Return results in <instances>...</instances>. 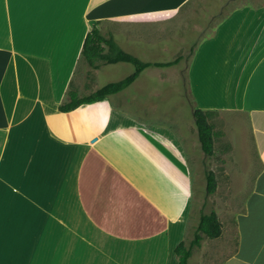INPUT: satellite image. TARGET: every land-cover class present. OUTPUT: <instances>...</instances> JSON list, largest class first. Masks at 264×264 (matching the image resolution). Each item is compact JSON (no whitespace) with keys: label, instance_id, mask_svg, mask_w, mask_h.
<instances>
[{"label":"crops","instance_id":"obj_1","mask_svg":"<svg viewBox=\"0 0 264 264\" xmlns=\"http://www.w3.org/2000/svg\"><path fill=\"white\" fill-rule=\"evenodd\" d=\"M93 25L143 61L193 45L183 83L175 65L151 66L60 111L70 91L128 75L104 80L116 63L86 62ZM182 86L216 111L224 157L239 150L242 171L224 164L223 187L246 191L217 208L220 236L188 262L264 264V0H0V264H177L199 210L190 157L203 151L191 108L149 122L146 104Z\"/></svg>","mask_w":264,"mask_h":264},{"label":"trees","instance_id":"obj_2","mask_svg":"<svg viewBox=\"0 0 264 264\" xmlns=\"http://www.w3.org/2000/svg\"><path fill=\"white\" fill-rule=\"evenodd\" d=\"M82 55L86 62L92 68H98L102 64H110L117 62L130 63L133 66V71L126 77L108 82L101 87L93 90V92L79 95L77 92L70 91L67 102L59 106L60 111H69L82 104L92 103L106 99L109 95L118 93L131 84L139 73L145 68L167 67L178 63L183 56L180 55L171 61L166 62H148L139 59L137 56L122 49L111 35H106L101 30L93 25L92 28L85 33ZM192 52V50H191ZM193 118L197 128L198 139L200 142L201 151L207 156H213L215 143L220 142V132L215 129L213 118L216 111L203 110L197 107L193 108ZM218 142V143H219ZM227 151V147L223 146ZM215 173L213 170H208L206 173V192L212 194L216 189ZM221 234V223L215 211L211 210L207 213H202L199 217L198 224L193 231V236L188 242L181 240L174 248V253L177 257V264H189L188 259L191 251L195 246L200 245L203 237L216 238Z\"/></svg>","mask_w":264,"mask_h":264},{"label":"rangeland","instance_id":"obj_3","mask_svg":"<svg viewBox=\"0 0 264 264\" xmlns=\"http://www.w3.org/2000/svg\"><path fill=\"white\" fill-rule=\"evenodd\" d=\"M194 31L192 32V34ZM198 38L201 37V35L206 33L205 29L202 31H198ZM183 51L181 50V53H177L175 56L178 57L180 55L183 56V58L173 66V69H176L180 74V80L184 81L186 76V67L189 59V55L191 53V50L193 48V45H186L185 47H182ZM174 57V58H176ZM173 58V57H172ZM114 65H119V67H116ZM113 69H111V67ZM110 67V74L106 75L107 80L109 78H118L117 76H123L125 74H129L133 71V66L130 63H116L113 65H109ZM112 70V72H111ZM114 74V75H113ZM114 80V79H113ZM148 115L146 116L147 121L149 122H164L169 121L172 122L174 115L173 113H177V117L186 119V113L184 112V109L191 108L193 112V104L190 95L187 93L186 86H182V91L179 94H165V95H149L148 102L146 104ZM169 108L170 111H168V114L159 115L156 111L158 109L155 108ZM193 116V114H192ZM224 144L218 141L215 143V152L213 156H207L201 153L200 155H191L190 160L192 161L193 166L196 167L198 172V178L197 179V188L194 191V202L198 206L197 209V218H195V223L190 224V228L188 229V235L185 236L184 239L186 242L190 240L193 236V231L195 230L199 217L202 213H207L211 210L217 212V208H221L222 202L224 200H231V202L239 203L242 201V198L245 195V190L242 188H236V184H234V187H232V190H227L222 185V173L224 172V164H228L231 160L234 162V169L237 171H242V168L237 162V158L239 156V150L236 146L235 150L231 153V158L224 157ZM192 152V151H191ZM233 155V156H232ZM226 156V155H225ZM225 158V159H224ZM225 160V162H224ZM208 170H213L215 173V179L217 181L216 183V189L212 194H208L206 192V173ZM201 179V180H200ZM203 180V181H202ZM200 181H202V184H200ZM233 200V201H232ZM223 214V213H222Z\"/></svg>","mask_w":264,"mask_h":264}]
</instances>
